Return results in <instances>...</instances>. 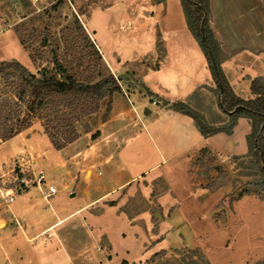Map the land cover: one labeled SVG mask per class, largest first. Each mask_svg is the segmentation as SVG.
<instances>
[{
    "label": "crops",
    "instance_id": "crops-1",
    "mask_svg": "<svg viewBox=\"0 0 264 264\" xmlns=\"http://www.w3.org/2000/svg\"><path fill=\"white\" fill-rule=\"evenodd\" d=\"M123 1L112 0L98 11L105 13L115 2ZM168 5L169 0L117 4L122 7L118 30L145 42L133 51L136 60L152 53L159 37L166 48L161 65L144 72V85L170 101H186L210 124H222L217 121L226 114L211 91L215 81L206 59L204 62L200 53L193 56V48L172 51L160 23L147 24L156 8L162 7L165 14ZM210 5V27L225 56L222 68L239 95L252 96L249 77L264 78V0H210ZM137 10L144 16H137ZM97 43L105 59L122 60L121 52L106 53L98 38ZM3 60L9 59L0 57ZM122 87L124 93L114 91L111 98L101 101L97 112L88 115L90 129L80 130L76 140L60 149L44 133L20 132L0 144L5 158L18 153L23 140L34 155L43 152L36 161L47 181L58 188L49 199L32 188L10 204L0 202V264H111L116 253L106 255L104 236H110L100 220L109 213L131 218V210L123 205L135 201L140 184L146 199L162 208L158 200L164 193L153 197L145 179L173 182L174 170L189 165L192 156L203 149L226 158L248 153L251 124L247 117L238 118L231 134L221 131L205 136L191 116L158 104L155 97L134 95ZM109 102L111 109L104 117ZM97 131L100 134L94 136ZM94 220L98 222L93 224ZM58 257L60 263L55 260ZM120 264H128V260L122 258Z\"/></svg>",
    "mask_w": 264,
    "mask_h": 264
},
{
    "label": "rangeland",
    "instance_id": "rangeland-1",
    "mask_svg": "<svg viewBox=\"0 0 264 264\" xmlns=\"http://www.w3.org/2000/svg\"><path fill=\"white\" fill-rule=\"evenodd\" d=\"M135 1L124 0L123 4ZM117 2L104 13L98 10L112 0H73V4L51 0H40L37 4L30 0H0V57L19 60L37 76L43 72L55 73L56 59L63 62L64 70L89 81L116 72V76L127 78L121 86L128 93H145L150 97L142 76L146 70L161 65L166 48L159 37L155 50L136 60L133 51L145 42L118 30L122 7L117 4H123ZM161 8L155 9L147 24L160 23L172 51L175 47L180 50L193 48L196 54L193 56L200 53L205 62L203 50L189 28L183 1L169 0L165 14ZM137 16L141 18L144 14L140 10ZM128 20L127 25L131 24ZM13 35L23 41V46ZM97 38L106 53L111 50L121 52L122 60L105 59ZM0 82V92L11 93L2 76ZM120 91L123 92V87ZM211 91L215 94L212 87ZM110 109L111 102L104 117ZM40 115L44 118H35L33 124L22 131L24 134H46V113L40 111ZM76 127L79 135L80 130L88 131L91 127L88 115L76 122ZM99 134L97 131L94 136ZM25 145L23 140L19 152L7 158L0 149V183L7 182L20 169L29 168L32 160L43 157V152L34 155ZM39 164L36 161L35 167H41ZM174 171L176 179L173 182L170 179H145L153 197L164 193L158 200L162 208L155 200L146 199L148 195L141 187L144 185L140 184L135 201L130 206L123 205V209L131 210V218L112 213L102 216L100 224L105 225L110 236H104L106 255L111 257L116 253L111 264H120L122 258H126L128 264H179L189 250L195 248L212 264H264V190L253 182L260 174L250 159L245 156L226 158L203 149L192 156L189 165ZM38 192V196L43 197L39 188ZM97 222L94 220L93 224ZM121 232H125V236ZM55 260L60 263L62 258Z\"/></svg>",
    "mask_w": 264,
    "mask_h": 264
},
{
    "label": "trees",
    "instance_id": "trees-1",
    "mask_svg": "<svg viewBox=\"0 0 264 264\" xmlns=\"http://www.w3.org/2000/svg\"><path fill=\"white\" fill-rule=\"evenodd\" d=\"M182 1L189 28L203 50L207 68L215 81L213 91L218 107L226 116L217 121L222 124L214 126L186 101H170L156 95L147 86L145 91L150 97H155L158 104L191 116L205 136L221 131L231 134L238 118L247 117L251 131L247 135L248 153L245 157L260 174L253 182L264 190V78L249 77L252 96L239 95L222 68L225 56L210 27V0ZM31 59L34 61L33 57ZM54 64L55 73L43 72L37 76L17 59L0 62V75L12 90L8 94L0 92V141H6L30 127L35 118H44L40 117V111H44L47 120L45 133L55 148L60 149L79 137L76 122L98 111L101 100L114 91L122 90L121 82L127 79L111 73L97 81H89L64 70L65 65L59 59ZM179 264L212 263L195 248L190 249Z\"/></svg>",
    "mask_w": 264,
    "mask_h": 264
},
{
    "label": "built area",
    "instance_id": "built-area-1",
    "mask_svg": "<svg viewBox=\"0 0 264 264\" xmlns=\"http://www.w3.org/2000/svg\"><path fill=\"white\" fill-rule=\"evenodd\" d=\"M31 3L37 4L40 0H30ZM53 3L69 2L73 4V0H51ZM2 27V25L0 24ZM35 161H31V166L27 169H20L17 174L5 183H0V202L10 204L17 196L27 192L32 187L39 188L43 197L49 199L58 192V188L53 183H49L46 178L45 171L42 167H35ZM21 167V166H19ZM14 171H17L14 168Z\"/></svg>",
    "mask_w": 264,
    "mask_h": 264
}]
</instances>
